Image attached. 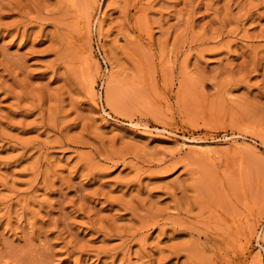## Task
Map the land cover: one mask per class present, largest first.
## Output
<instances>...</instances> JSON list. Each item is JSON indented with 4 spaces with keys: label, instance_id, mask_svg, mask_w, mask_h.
<instances>
[{
    "label": "rangeland",
    "instance_id": "rangeland-1",
    "mask_svg": "<svg viewBox=\"0 0 264 264\" xmlns=\"http://www.w3.org/2000/svg\"><path fill=\"white\" fill-rule=\"evenodd\" d=\"M0 264H264V0H0Z\"/></svg>",
    "mask_w": 264,
    "mask_h": 264
},
{
    "label": "bare ground",
    "instance_id": "bare-ground-1",
    "mask_svg": "<svg viewBox=\"0 0 264 264\" xmlns=\"http://www.w3.org/2000/svg\"><path fill=\"white\" fill-rule=\"evenodd\" d=\"M88 56H89V55H88ZM87 68H88V67H87ZM193 143H194V142H193ZM195 143H196V142H195ZM197 143H198V142H197ZM197 143H196V144H197ZM197 145H198V144H197ZM201 153H202V152H201Z\"/></svg>",
    "mask_w": 264,
    "mask_h": 264
}]
</instances>
